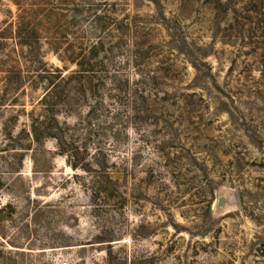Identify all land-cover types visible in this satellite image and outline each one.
<instances>
[{
    "label": "rangeland",
    "instance_id": "obj_1",
    "mask_svg": "<svg viewBox=\"0 0 264 264\" xmlns=\"http://www.w3.org/2000/svg\"><path fill=\"white\" fill-rule=\"evenodd\" d=\"M0 264H264V0H0Z\"/></svg>",
    "mask_w": 264,
    "mask_h": 264
},
{
    "label": "trees",
    "instance_id": "obj_2",
    "mask_svg": "<svg viewBox=\"0 0 264 264\" xmlns=\"http://www.w3.org/2000/svg\"><path fill=\"white\" fill-rule=\"evenodd\" d=\"M78 54H79V53H78ZM78 54L75 53V52H72V54H71V56H70V58H69L70 61H75L76 64H77V66H78V68H79L78 70L75 71V74H78V75H79V74H83L84 72H85V73H88V72L91 71L92 69H87V68H86V66L88 65V62L85 61L86 57H84V59L81 60V61H79V60H75L74 57H76ZM61 75H62V74L59 73V75L56 76L55 81L51 84L50 88L46 91V93L44 94V97L49 93V91H50L54 86H56V83H58L60 80H63V79H64V76H61ZM57 79H59V80L57 81ZM90 82H91V80H90ZM34 131H35V129H34Z\"/></svg>",
    "mask_w": 264,
    "mask_h": 264
},
{
    "label": "water",
    "instance_id": "obj_3",
    "mask_svg": "<svg viewBox=\"0 0 264 264\" xmlns=\"http://www.w3.org/2000/svg\"><path fill=\"white\" fill-rule=\"evenodd\" d=\"M234 197H235V200H237V199H236V198H237V197H236V193H234ZM225 201H226L225 197H219V198L217 199V205L222 206V205H224Z\"/></svg>",
    "mask_w": 264,
    "mask_h": 264
}]
</instances>
